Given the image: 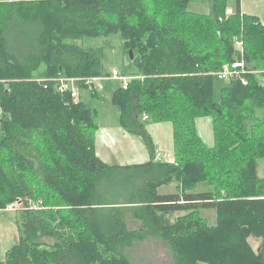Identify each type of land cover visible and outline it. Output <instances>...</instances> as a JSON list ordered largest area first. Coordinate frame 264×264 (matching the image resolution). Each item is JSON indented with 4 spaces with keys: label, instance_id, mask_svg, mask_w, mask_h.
Returning <instances> with one entry per match:
<instances>
[{
    "label": "trees",
    "instance_id": "trees-1",
    "mask_svg": "<svg viewBox=\"0 0 264 264\" xmlns=\"http://www.w3.org/2000/svg\"><path fill=\"white\" fill-rule=\"evenodd\" d=\"M191 1L0 0V210L23 205L0 264H134L125 250L149 236L174 264H264V74H254L264 71V23L242 0L232 13L228 0H209V14L188 11ZM111 36L124 41L120 72L133 77L112 103L120 126L146 142V163L104 162L97 111L81 99L88 80L110 73L103 47L78 42ZM235 62L246 73L217 96V73ZM71 79L78 98L61 89ZM203 118L213 146L196 126ZM147 122L172 124V162L154 160ZM131 207L139 229L128 227ZM203 209L216 211L215 225Z\"/></svg>",
    "mask_w": 264,
    "mask_h": 264
},
{
    "label": "rangeland",
    "instance_id": "rangeland-1",
    "mask_svg": "<svg viewBox=\"0 0 264 264\" xmlns=\"http://www.w3.org/2000/svg\"><path fill=\"white\" fill-rule=\"evenodd\" d=\"M264 0H243V8L244 11L249 15H255L262 20L264 23ZM237 5V0H228V6L230 9L228 13L234 12ZM263 6V7H262ZM210 1L209 0H192L189 3L188 11L197 13V14H209L210 13ZM79 44H83L84 46H91L93 48H100L103 47V54H104V64L105 69L110 73V75L105 76L106 79H103L100 81V83H96V90L98 93H93V89L91 88H85L81 91L82 94H87L88 96H92V99H87V101H84L87 107L97 111V117H96V123L99 126L101 132H103L104 128L112 129L114 131H120L122 127L119 125V109L112 103V95L114 91L122 86V82L119 80L114 79L113 73L115 71H121L127 66L128 60H127V53L124 50L123 44L124 41L120 36H111L108 38H101L96 40H89L84 42H78ZM134 55V54H133ZM131 56V55H130ZM233 64V63H232ZM232 64H229L230 66ZM227 66V65H226ZM224 70V67L221 69ZM221 70L219 72H221ZM259 74L263 73V70H257ZM218 72V73H219ZM231 82L225 81L223 79H217L215 80V92L218 96L220 93V90L225 87H229ZM99 85H102L103 88L99 89ZM83 96V95H82ZM257 116L262 117L264 116V109H258L257 110ZM148 121V120H147ZM165 124V123H161ZM156 125V126H155ZM196 126L198 128L199 134L205 144L207 146H213L214 145V135H213V124L211 118H203L196 121ZM157 124L153 122H147L144 125V128L148 134H153L154 137L157 136V133L155 131ZM164 129L168 128L166 133H163V137L161 139L166 140L165 136L169 137L171 135V128L172 124L168 123L167 126ZM173 128V127H172ZM128 133V132H127ZM165 134V135H164ZM131 136L137 137L136 139L132 140V143L134 144V147H127L126 145L130 144L129 139L125 140L122 138V145L121 147H125L124 152H121V148L115 149L118 154L117 157L114 159L113 156L108 159L106 158L107 162H110V164H117L125 162L127 159L130 158H137L134 160H142V153L141 148L143 143V147L145 149H142V151L149 153V149L147 147L146 142L142 139V137L138 135H132ZM139 139V140H138ZM154 144H159L158 137L152 138ZM156 141V143H155ZM108 144V143H107ZM101 143L102 148H106L105 143ZM115 147V146H114ZM100 153H106V149L100 150ZM109 151L107 150V153ZM158 152L161 154H171L172 158L174 159L173 153H170L168 151L159 149ZM151 157V156H150ZM114 160V161H112ZM141 162V161H140ZM259 175L264 179V159L259 161ZM177 190L176 184H172L170 186L164 187L160 190L161 194H171L174 193V191ZM21 213L20 210L15 211H8V212H0V262L5 261L6 252L10 250L17 242H18V221L21 220ZM124 214L126 216L128 227L131 230L139 229L141 228V222L136 219V209L134 207L127 208L124 210ZM184 215V213L179 214ZM200 215L203 218H206L207 221L211 225L216 224L217 219V213L214 209H203L200 211ZM47 244H52L54 241L51 239L44 240ZM250 244L252 245L253 249L255 251L258 250V247L260 246V240L256 238H250L249 240ZM125 254L132 260L134 264H174L171 251L169 248L165 245V243L158 237L149 236L145 240L136 242L135 245L132 248H128L125 250Z\"/></svg>",
    "mask_w": 264,
    "mask_h": 264
},
{
    "label": "crops",
    "instance_id": "crops-1",
    "mask_svg": "<svg viewBox=\"0 0 264 264\" xmlns=\"http://www.w3.org/2000/svg\"><path fill=\"white\" fill-rule=\"evenodd\" d=\"M264 4V3H263ZM263 7V6H262ZM242 12L247 14L245 11H244V8H243V0H242ZM262 21V20H261ZM83 92V91H82ZM83 95V96H82ZM81 95V99L83 101H87V99H92V96H88L87 94H82ZM199 120V119H198ZM168 123H165V124H157V126H160L159 129L158 127H156L155 131L157 133V136L155 137H158L159 139V144L157 143L155 146H156V149L159 150V149H162V150H165V151H168L170 153H173V128H171L170 132H171V135H169V137L165 136V138H167L166 140H163L161 139L163 137V133H166L168 128L164 129L165 127L163 126H167ZM120 125V124H119ZM156 126V125H155ZM121 127V126H120ZM104 130L103 132H101L100 128L97 132V137H96V149H97V154L98 156L106 163H108L109 165H120V166H127V165H132V164H141V163H146L150 160V154H146L147 152L145 151H142V149H145L143 147V143L140 142V144L142 145V148H141V153H142V160H134V159H137V158H130L129 160L127 159L125 162H122V163H117V164H110V162H107L106 158H110V156L112 157L114 153H117V151H115L116 146L118 148H121V152H124V151H127L125 150V147H121L123 146L122 144V138L125 140H130L128 145H126L127 147H134V144L132 143V140L133 139H136L137 137H134V136H131L129 133H127L126 130H124L123 128L120 129V131H114L112 129H107V128H104L102 129ZM168 133V132H167ZM165 135V134H164ZM152 138H154L155 140V137L153 134H151ZM139 140V139H138ZM103 142L105 143L106 145V148H102L103 145ZM101 143H102V146H101ZM108 143V144H107ZM156 143V141H155ZM115 146V147H114ZM103 149H106V153H100L101 151L100 150H103ZM107 150L109 151L107 153ZM118 154H114L113 158H110V159H114L115 157H117ZM115 160V159H114ZM112 160V161H114ZM141 161V162H140ZM18 237H19V233H18ZM19 240V239H18Z\"/></svg>",
    "mask_w": 264,
    "mask_h": 264
},
{
    "label": "built area",
    "instance_id": "built-area-1",
    "mask_svg": "<svg viewBox=\"0 0 264 264\" xmlns=\"http://www.w3.org/2000/svg\"><path fill=\"white\" fill-rule=\"evenodd\" d=\"M235 43H236L238 48H242V43L240 41L236 40ZM246 69L247 68H246L245 63L235 62L231 66L230 65L225 66L223 71L217 73V76L219 79H223L225 81H228V80L234 81L236 79H240L241 75L246 73ZM249 73H251V72H249ZM254 74H259V73H258V71H255ZM262 74H264V72L259 74V75H262ZM113 77H114V79L119 80L123 83L122 87L124 89H128L129 82L133 79V77L122 75V73L118 70L113 73ZM103 79H106V78L103 77V78H98V79H90V80H88L87 85L89 88L94 90V89H96V83H100V81H102ZM261 81H263V83H264V77H262ZM69 82L71 83V85L65 84L64 80H62V83H63V85L61 84L62 91L71 90L73 97L78 98L79 97V90L73 86L75 83V80L71 79ZM102 88H103V86L99 85V89H102ZM148 119H149L148 116L144 117V121H147ZM171 158H172L171 154H169V155L163 154V153L161 154L158 151L156 152V154L154 156V160L156 162H161V161L172 162L173 160H171ZM22 206H23L22 202L17 201L15 203L10 204L7 208L0 210V212H5V211L11 212V211H15L18 209L20 210V209H22ZM30 208L33 210H36V209H39L40 206L35 204L34 202H30Z\"/></svg>",
    "mask_w": 264,
    "mask_h": 264
},
{
    "label": "water",
    "instance_id": "water-1",
    "mask_svg": "<svg viewBox=\"0 0 264 264\" xmlns=\"http://www.w3.org/2000/svg\"><path fill=\"white\" fill-rule=\"evenodd\" d=\"M131 59H134L133 51H130Z\"/></svg>",
    "mask_w": 264,
    "mask_h": 264
}]
</instances>
